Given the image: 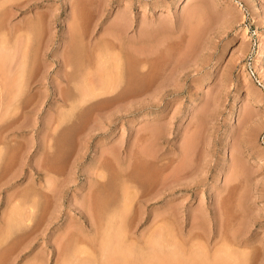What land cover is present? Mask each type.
I'll list each match as a JSON object with an SVG mask.
<instances>
[{"label":"rangeland","instance_id":"rangeland-1","mask_svg":"<svg viewBox=\"0 0 264 264\" xmlns=\"http://www.w3.org/2000/svg\"><path fill=\"white\" fill-rule=\"evenodd\" d=\"M11 2L0 264H264V0Z\"/></svg>","mask_w":264,"mask_h":264},{"label":"bare ground","instance_id":"bare-ground-1","mask_svg":"<svg viewBox=\"0 0 264 264\" xmlns=\"http://www.w3.org/2000/svg\"><path fill=\"white\" fill-rule=\"evenodd\" d=\"M1 1L3 2V0H1ZM14 1H15V0H14ZM4 2H8V0H4ZM16 2H17V1H16ZM11 3H13V0H12ZM3 4H4V3H3ZM14 4H15V3H14ZM11 5H12V4H11ZM0 6H1V5H0ZM3 6H5V5H3ZM119 25H120V24H119ZM117 31H118V29H117ZM120 33H122V31H121ZM113 35H114V34H113ZM119 38H120V37H119ZM0 39H1V38H0ZM2 39H3V38H2ZM116 39H117V38H116ZM3 42H4V41H3ZM0 44L2 45L3 43H0ZM12 44H13V43H12ZM14 45H15V43H14ZM141 45H142V44H141ZM2 46H4V44H3ZM13 47H14V46H13ZM16 47H17V46H16ZM0 48H1V46H0ZM8 48H9V47H8ZM143 48H144V47H143ZM6 49H7V47H6ZM11 49H12V47H11ZM15 49H16V48H15ZM0 50H2V49H0ZM9 50H10V49H9ZM145 50H146V49H145ZM2 51H4V50H2ZM5 52H6V51H5ZM8 52H9V51H8ZM262 53H263V44L261 43V44L259 45L258 54L261 55ZM2 54H3V53H2ZM9 54H11V53H9ZM145 54H146V53H145ZM145 54H144V55H145ZM0 55H1V54H0ZM7 55H8V53H7V54L5 53V55H3V56L6 57ZM11 55H13V49H12V54H11ZM14 55H15V50H14ZM130 55H131V54H130ZM149 55H150V54H149ZM3 56H2V57H3ZM2 57H1V58H2ZM15 57H16V55H15ZM15 57H14V58H15ZM143 57H144V56H143ZM147 57H148V56H147ZM1 58H0V59H1ZM136 58H137V57H136ZM130 59H131V58H130ZM147 59H148V58H147ZM1 60L3 61V62H1V63H4V60H5V59H4V60L1 59ZM8 60H9V59H8ZM12 60H14V59H12ZM132 61H133V60H132ZM7 62H8V61L6 60L5 63H7ZM13 62H14V61H13ZM17 62H18V61H17ZM118 62H120V61L118 60ZM118 62H117V66H118ZM131 63H132V62H131ZM134 63H135V61H134ZM143 63H144V62H143ZM22 64H23V63H21V65H20L19 67H21ZM1 65L4 66L3 64H1ZM6 65H7V64H6ZM6 65H5V66H6ZM2 66H1V68H2L1 70H4ZM8 66H9V65H8ZM10 66H13V65H10ZM14 66H15V65H14ZM16 66H17V68H18V65H17V64H16ZM119 67H120V66H119ZM119 67H118V68H119ZM4 68H6V67H4ZM13 68H15V67H13ZM7 69H8V68H7ZM7 69H6V70H7ZM116 69H117V68H116ZM16 70H17V69H16ZM16 70H13V71H16ZM120 70H121V69H120ZM11 71H12V70H11ZM11 71H10V72H11ZM18 71H19V70H18ZM116 71H117V70H116ZM5 72H6V71H5ZM7 72H8V71H7ZM16 72H17V71H16ZM0 73H1V71H0ZM12 73H14V72H12ZM12 73H11V74H12ZM1 74H2V73H1ZM117 74H118V73H117ZM117 74H116V75H117ZM5 75H6V74H5ZM18 75H20V74L18 73ZM116 75H115V77H117ZM1 76H2V75H1ZM6 76H7V75H6ZM12 76H13V75H11V76H7V77H8V78H9V77L11 78ZM14 76H17V75L15 74ZM3 78H4V77H3ZM8 78H7V79H8ZM117 78H118V77H117ZM119 78H120V77H119ZM1 79H2V78H1ZM5 79H6V78H5ZM5 79H4V80H5ZM14 79H16V78H14ZM17 79H19V78L17 77ZM103 79H104V78H103ZM115 79H116V78H115ZM12 80H13V78H12ZM105 80H106V79H105ZM118 80H119V79H118ZM17 81H18L17 83H19L20 80H17ZM101 81H102V80H101ZM1 82H2V81H1ZM12 82H13V81H12ZM14 82H15V81H14ZM103 82H104V84H105L106 82L108 83V80H107V81H104V80H103ZM116 82H117V81H116ZM17 83H16V84H17ZM20 83H21V81H20ZM99 83L101 84V82H99ZM13 84H14V83H13ZM110 84H111V83H110ZM114 84H115V83H114ZM14 85H15V84H14ZM96 85H97V84H96ZM106 85H107V84H106ZM99 86H100V87H99ZM99 86H98V87L96 86V87H97V88H100V89L103 88V89H102L103 92H104V91L108 92V90L111 92V90L108 89V87H106L108 90H107V89L105 90L104 87H101V85H99ZM102 86H104L103 83H102ZM21 87H22V85H21ZM96 87H95L94 89H96ZM14 88H15V86H14ZM16 88H18V87L16 86ZM91 88H92V87H91ZM94 89H93V90H94ZM100 89H99V90H100ZM14 90H15V89H14ZM17 90H18V89H17ZM19 90H21V89H19ZM91 90H92V89H91ZM21 91H22V90H21ZM21 91H20V93H21ZM86 91H87V90H86ZM86 91H85V92H86ZM89 91H90V90H89ZM97 91H98V90H96V92H97ZM135 91H136V90H135ZM14 92H15V91H14ZM17 92H18V91H17ZM87 92H88V91H87ZM92 92H93V91H92ZM96 92L94 91L93 93L95 94ZM98 92H100V91H98ZM88 93H90V92H88ZM104 93H105V92H104ZM122 93H123V92H122ZM90 94H91V93H90ZM94 94H93V95H94ZM99 94H100V93H99ZM102 94H103V93H102ZM111 94H112V93H111ZM12 95H13V94H12ZM83 95H84V94H82V96H83ZM87 95H89V94H87ZM95 95H96V94H95ZM19 96H20V95H19ZM85 96H86V95H85ZM99 96H100V95H99ZM102 96H103V95H102ZM14 97H16V95L13 96L12 100L14 99ZM95 97H96V96H95ZM95 97H90V98H95ZM97 97H98V96H97ZM17 98H18V97H17ZM80 98L82 99L83 97H80ZM85 98H86V97H85ZM90 98H89V99H90ZM107 98H108V97H107ZM64 99H65V98H64ZM89 99H86V100L89 101ZM96 99H97V98H96ZM112 99H113V98H112ZM79 100H80V99H79ZM79 100H78V101H79ZM82 100H83V99H82ZM93 100H94V99H93ZM105 100H106V99H105ZM63 101H64V100H63ZM66 101H67V100H66ZM108 101H109V99H108ZM16 102H17V101H16ZM81 102H82V101H81ZM86 102H87V101H86ZM113 102H114V101H113ZM95 103H96V102H95ZM76 104H78V103H77V100H76ZM79 104H80V103H79ZM73 105H74V104H73ZM73 105H71V106H73ZM14 107H15V106H14ZM86 107H87V106H86ZM86 109H87V108H86ZM86 109H85V110H86ZM100 109H101V108H100ZM90 110H91V109H90ZM146 151H147V150H146ZM149 152H150V151H149ZM149 152H147V153H149ZM142 153H143V152H142ZM150 153H151V152H150ZM144 154H146V153H144ZM150 155H151V154H150ZM144 156H145V155H144ZM142 157H143V156H142ZM156 157H157V156H156ZM148 158H149V156H148ZM150 159H151V156H150ZM152 159H153V158H152ZM152 161H153V160H152ZM146 162H147V161H146ZM149 163H150V162H149ZM181 163H182V162H181ZM181 163H180V164H181ZM185 163H186V161H185ZM182 166H183V165H182ZM178 167H179V166H178ZM183 168H184V167H183ZM175 170H176V169H175ZM176 171H177V170H176ZM176 171H175V172H176ZM179 171L183 172L182 170H179ZM181 172H180V173H181ZM183 174H185V172H183ZM170 175H171V174H170ZM172 175H173V174H172ZM172 175H171V176H172ZM175 175H177V174H175ZM173 177H174V175H173ZM167 178H168V176H167ZM176 178H177V177H176ZM173 180H174V179H173ZM173 180H171V181H173ZM176 181H177V180H176ZM161 186H162V185H161ZM161 186H159V187L161 188ZM126 190H127V189H125V191H126ZM160 190H161V189H160ZM121 192H122V189H121ZM155 192H156V191H155ZM124 193H126V192H123V194H124ZM127 193H128V192H127ZM162 193H163V192H162ZM121 194H122V193H121ZM128 195H129V194H128ZM128 195H127V196H128ZM130 196H133V195H130ZM122 198H123V197H122ZM122 200H125V199H122ZM129 200L131 201V199H129ZM29 201H30V200H29ZM125 201H126V200H125ZM130 201H129V202H130ZM26 202H27V201H26ZM26 202H25V203H26ZM123 202H124V201H123ZM28 203H30V202H28ZM28 203H26V204L28 205ZM14 204H15V203H14ZM16 204H17V203H16ZM27 205H26V207H27ZM30 205H31V204H30ZM30 205H29V206H30ZM120 205H121V203H120ZM128 205H129V204H128ZM128 205H127V206H128ZM130 205H131V204H130ZM18 206H19V205H18ZM12 207H13V206H12ZM14 207H15V206H14ZM26 207H25V208H26ZM31 207H32V206H31ZM123 207H124V206H123ZM123 207H122V208H123ZM16 208H17V206H16ZM21 208H22V207H21ZM27 208H28V207H27ZM127 208H128V207H127ZM28 209H29V208H28ZM25 210H26V209H25ZM127 210H128V209H127ZM32 211H33V210H32ZM119 212H120V211H119ZM119 212H118L117 214H119ZM18 213H19V212H18ZM29 213H31V212H29ZM26 214H27V213H26ZM26 214H25V215H26ZM123 214H124V213H123ZM20 215H21V214H20ZM114 215H116V213H115ZM18 216H19V214H18ZM112 216H113V214H112ZM117 216H118V215H117ZM11 217H12V216H11ZM21 217H23V216H21ZM108 217H111V216L108 215ZM114 217H115V216H114ZM12 218H13V217H12ZM12 218H11V219H12ZM5 219H6V218H5ZM9 219H10V218H9ZM109 219H110V218H109ZM113 219H114V218H113ZM13 220H14V219H13ZM111 220H112V219H111ZM120 220H121V219H120ZM123 220H124V219H123ZM18 221H19V220H18ZM112 221H113V220H112ZM19 222H20V221H19ZM120 222H121V221H120ZM10 223H12V222L10 221ZM121 223H122V222H121ZM104 224L106 225V222H105ZM108 224H109V223H108ZM105 225H104V227H105ZM115 225H116V224H115ZM96 226H97V225H96ZM96 226H95V227H96ZM99 226H100V225H99ZM107 226H108V225H107ZM121 227H122V226L119 225L118 228L121 229ZM5 228H6V227H5ZM101 228H102V227H101ZM118 228H117V229H118ZM99 229H100V228H99ZM99 229H98V230H99ZM108 229H109V227H108ZM108 229H106V230H108ZM113 229H114V228H113ZM113 229H112V230H113ZM120 229H119V231H120ZM112 230H111V231H112ZM122 230H124V229H122ZM160 230H161V228H160ZM5 231H6V230H5ZM102 231H103V230H102ZM155 231H157V230H155ZM3 232H4V231H3ZM112 232H113V231H112ZM112 232H110V233H112ZM120 232H121V231H120ZM123 232L125 233V231H123ZM1 233H2V232H1ZM102 234H103V233H102ZM108 234H109V233H108ZM113 234H114V233H113ZM121 234H122V233H121ZM154 234H155V233H154ZM104 235H106V234H103L102 236H104ZM111 235H112V234H111ZM111 235H109V236H111ZM125 235H126V234H124V236H125ZM112 236H113V235H112ZM115 236H116V233H115ZM159 236H160V235H159ZM113 237H114V236H113ZM113 237H112V238H113ZM122 237H123V236H122ZM150 237H151V234H150ZM155 237H156V236H155ZM155 237L153 236L152 239H153L154 241L158 240V239H155ZM105 238H106V237H105ZM110 238H111V237H110ZM116 238H117V237H116ZM120 238H121V237H120ZM120 238H119V239H120ZM159 238H160V237H159ZM102 239L104 240L103 237H102ZM106 239H107V238H106ZM119 239H117V240H118V241H121V242H119V243H121V244H120V248H121V247L125 246V245H123V243H124L125 240L123 241V240H121V239L119 240ZM122 239H124V238H122ZM147 239H148V238H147ZM160 239H161V238H160ZM160 239H159V240H160ZM112 240H113V239H112ZM126 240H127V239H126ZM148 240H149V239H148ZM153 240H152V243H154ZM122 241H123V242H122ZM146 241H147V240H146ZM150 241H151V240H150ZM150 241H149V242H150ZM101 242H102V241H101ZM105 242H106V241H105ZM108 242H109V241H108ZM114 242H115V241H114ZM161 243H163V242H161ZM170 243H171V242H170ZM145 244H146V243H145ZM99 245H100V244H99ZM101 245H102V244H101ZM101 245H100V246H101ZM103 245H104V244H103ZM110 245H112V244H110ZM156 245H159V244H156ZM167 245H168V244H167ZM107 246H108V248H109V245H106V247H107ZM126 246H127V245H126ZM126 246H125V247H126ZM148 246H149V245H148ZM148 246H147V247H148ZM154 246H155V245H154ZM117 247H119V245H118ZM117 247H116V248H117ZM125 247H124V248H125ZM128 247H129V245H128ZM149 247H150V246H149ZM108 248H107V249H108ZM129 248H130V247H129ZM142 248H143V247H142ZM150 248H151V247H150ZM150 248H149V249H150ZM58 249H59V248H58ZM122 249H123V248H122ZM137 249H138V248H137ZM139 249H140V248H139ZM152 249H153V247H152ZM152 249H151V250H152ZM225 249H226V248H225ZM66 250H67V249H66ZM66 250H65V251H66ZM125 250H126V249H125ZM130 250H132V248H131ZM221 250H222V249H220V251H221ZM60 251H62V250H60ZM105 251H106V249H105ZM107 251H108V250H107ZM118 251H119V250H118ZM127 251H128V250H127ZM132 251H133V250H132ZM143 251H144V250H143ZM145 251H146V250H145ZM153 251H154V250H153ZM153 251H152V252H153ZM217 251H218V250H217ZM226 251H228V250H226ZM226 251H223V252H226ZM11 252H12V251H11ZM57 252H59V251H57ZM139 252H140V251H139ZM139 252H138V253H139ZM158 252H159V251H158ZM60 253H61V252H60ZM113 253H114V252H112L111 255H117L116 253H115V254H113ZM134 253H135V251L133 252V254H134ZM147 253H148V250H147ZM150 253H151V252H150ZM215 253H216V252H215ZM218 253H219V252H218ZM221 253H222V252H221ZM11 254H12V253H11ZM69 254H71V253L69 252ZM72 254H74V252H73ZM72 254H71V255H72ZM120 254H121V255H124V254H122V253H120ZM128 254H129V253H128ZM130 254H132V253H130ZM139 254H140V253H139ZM154 254H155V253H154ZM165 254H166V253H165ZM167 254H168V253H167ZM219 254H220V253H219ZM225 254H226V253H225ZM229 254H230V253H229ZM77 255H78V254H77ZM104 255H105V254H104ZM106 255H108V254H106ZM136 255H137V254H136ZM143 255H144V254H143ZM148 255H149V254H148ZM168 255H169V254H168ZM215 255H216V254H215ZM222 255H223V254H222ZM226 255H227V254H226ZM226 255H225V256H226ZM58 256H59V255H58ZM69 256H70V255H69ZM69 256H68V257H69ZM118 256H119V255H118ZM149 256H153V254H152V255H149ZM228 256H229V255H228ZM8 257H9V256H8ZM61 257H62V256H61ZM66 257H67V256H66ZM68 257H67V259H69ZM70 257H71V256H70ZM75 257H77V256H75ZM107 257H109V256H107ZM115 257H117V256H115ZM115 257H113V258H115ZM123 257H124V256H123ZM145 257H146V256H145ZM157 257H158V256H157ZM216 257H217V256H216ZM218 257H219V256H218ZM58 258H59V257H58ZM124 258H125V257H124ZM124 258H122V259H124ZM146 258H147V257H146ZM149 258H150V257H149ZM196 258H197V256H196ZM199 258H200V257H199ZM219 258H220V257H219ZM222 258H224V257H222ZM225 258H226V257H225ZM228 258H229V257H228ZM228 258H226V259H228ZM111 259H112V258H111ZM111 259H110V260H111ZM116 259H117V258H116ZM122 259H121V260H122ZM144 259H145V258H144ZM213 259H214V258H213ZM11 260H12V259H11ZM74 260H75V259H74ZM110 260H109V263H110ZM140 260H141V259H140ZM201 260H202V259H201ZM216 260H218V259H216ZM222 260H223V259H222ZM224 260H225V259H224ZM69 261H70V260H68V262H69ZM124 261H125V260H124ZM203 261H204V260H202V262H203ZM213 261H215V260H213ZM225 261H226V260H225ZM225 261H224V262H225ZM1 262H2V261H1ZM65 262H67V261H65ZM139 262H140V261H139ZM200 262H201V261H200ZM204 262H208V261H204ZM217 262H218V261H217ZM221 262H222V261H221ZM60 263H61V262H60ZM73 263H75V262H73ZM73 263L71 262V264H73ZM130 263H131V262H130ZM226 263H227V262H226ZM226 263H225V264H226ZM63 264H64V263H63ZM78 264H79V262H78ZM81 264H82V263H81ZM85 264H86V263H85ZM131 264H132V263H131ZM201 264H202V263H201ZM204 264H205V263H204ZM206 264H208V263H206ZM214 264H216V263H214ZM220 264H221V263H220ZM222 264H223V262H222Z\"/></svg>","mask_w":264,"mask_h":264}]
</instances>
